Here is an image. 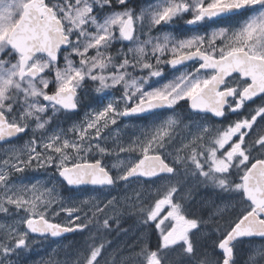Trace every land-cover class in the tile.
Here are the masks:
<instances>
[{
    "label": "snow or ice",
    "instance_id": "obj_1",
    "mask_svg": "<svg viewBox=\"0 0 264 264\" xmlns=\"http://www.w3.org/2000/svg\"><path fill=\"white\" fill-rule=\"evenodd\" d=\"M180 20L191 35H152ZM85 88L99 106L72 122ZM14 139L0 150V264L75 232L91 241L75 264H240L242 244L243 264H264V0H0V143ZM26 171L50 175L14 179ZM200 189L207 220L189 211ZM126 217L141 233L109 258Z\"/></svg>",
    "mask_w": 264,
    "mask_h": 264
},
{
    "label": "rangeland",
    "instance_id": "obj_2",
    "mask_svg": "<svg viewBox=\"0 0 264 264\" xmlns=\"http://www.w3.org/2000/svg\"><path fill=\"white\" fill-rule=\"evenodd\" d=\"M151 2H152V0H136L137 5H139L140 7H144V6H146L147 4H149ZM187 18H190V17H186V19ZM186 26L187 25L184 23V21L180 20V21L176 22L175 25L172 26V27H164L161 30V32L153 30L152 35H154V36L155 35H160V34H162V32H172L174 35H177V36L191 35L192 33L189 32L187 29H184V30L182 29V28H186ZM208 30L209 29H203V28L200 29V31H208ZM141 38L143 39L144 37H141ZM165 76L168 77V79L172 78L171 77V71H169V68L167 66L165 67ZM90 87L94 89L95 85H90ZM85 89H88V88H85ZM84 92L87 93V91H84ZM85 95H86L85 97L88 96V94H85ZM116 95L118 96L119 93H116ZM92 104H93V107H98L99 106V105H96L95 103H92ZM87 106L88 105L85 104L82 113H79V116H77V117H73L72 122H75V121L83 118L84 113L86 111H88V107ZM61 121H60V124L62 123ZM124 123L128 124V127L127 128H123V126H122V131L120 133V138L124 142H127L128 139L134 138V136L137 134V130L133 127V125L136 124L137 122L134 119H131V120H125ZM62 124H65V123H62ZM61 126L67 127V126H69V124L68 125H61ZM23 143L24 142L16 144L15 142H13V144H7L6 146L2 147L1 150L6 148V147H8L9 145H15V146L20 147V146L23 145ZM106 162L109 163V164H112V163H116L117 161L116 160H110V161H106ZM47 175H50V173L49 174H45L43 171H40V172L26 171L23 174H18V176H14V179L20 178V179H26V181H31V180H33L35 178L46 179ZM59 191H60L61 195L64 196L65 198L72 197L74 199L87 198L89 196L97 195V193L95 191H92V190L91 191H86V192L76 193L74 195L73 194H68V192H65L64 186H60L59 187ZM122 194H123L122 190H120V189H117L116 191L111 193V195H113V196H120ZM128 194L132 195L131 192H129ZM206 199H208V195L207 194H203L201 192L194 191V193H193V201H191V207L189 209L191 210L194 207L193 209L194 210H198V214L199 215H201V213H200L201 211L207 212L206 216L204 217L207 220L208 217L211 215V210H210V204L204 203V201ZM212 199H215V197H212ZM230 211H231V209H229L224 214L223 217H225L228 214H230L229 213ZM57 219H59V218H57ZM125 219H127V218H125ZM2 221H6V222H9V223L11 222V220L9 218H5L3 215H0V222H2ZM167 224H168V222L166 221L164 227H166ZM209 224H211V226ZM217 224L218 223H215V222H209L208 223L206 231L201 236V243L202 244L204 243L203 237L208 236V235H212V229L214 228L213 226L216 227ZM218 225H219V227H221L220 224H218ZM130 230H128V232H129L128 235L124 234L122 243L120 242L119 244H116L115 246H112V248L113 247H114V249L123 248V251L126 254L127 250H128V245L132 244L135 241L136 236L141 233V228H140V226H138L137 223L134 226V230L133 229L131 231ZM148 235H149V230H148ZM30 239H31V237H30ZM214 239H215V236L212 235V240H214ZM212 240L208 241V244H209L208 251L210 253L213 251V249L210 247V245L212 243ZM53 241H55V240H53ZM53 241L47 240V241H44L42 243H37V244L33 245L32 250L34 248H38V247L41 248V247L46 246V247H44V249L49 248L50 251H49V253H47L46 256H43V257L41 256L37 260H27L28 263H26V264H55L56 260H54V259L56 258V254H55L54 250L61 249L62 246H61V244L55 243ZM128 241L130 243H127ZM150 247L151 246H150V242H149V248ZM112 248L109 250V254H110L109 258H111V253L113 251ZM150 249H152V248H150ZM32 250L30 252H32ZM27 253L29 254V252H27ZM238 253H240V256L237 255V259H238V261H240V264H243L244 260L247 257V254H248V246L246 244L240 245ZM25 254L26 253L22 254L23 258L24 257L27 258V256ZM33 254H36V253H33ZM118 254L120 255V252H118ZM119 255H116L117 258L119 257ZM76 258H78V256H76ZM80 258H81V256H80ZM179 259H180V257L170 254V262H171V264H176V261L179 260ZM59 264H75V263H72V262H70V260L68 261V259H65L64 262L62 261Z\"/></svg>",
    "mask_w": 264,
    "mask_h": 264
},
{
    "label": "trees",
    "instance_id": "obj_3",
    "mask_svg": "<svg viewBox=\"0 0 264 264\" xmlns=\"http://www.w3.org/2000/svg\"><path fill=\"white\" fill-rule=\"evenodd\" d=\"M189 27L190 26H186V28H182V29L183 30L184 29H187L188 30ZM84 91H87L88 96L87 97H85L86 95L82 96L81 103H82L83 107L80 109V113H82L85 104L88 105L90 103L91 104L94 103L93 102V97L96 95V93L94 91L89 92V89H84ZM181 111L187 112V108L182 109ZM68 124H69L68 121H66L65 124H62L61 123V125H68ZM198 192H201V191H198ZM192 201H193V197H192ZM193 208L191 210L189 209V211L191 213H193L194 215L200 216V217H205L206 216L207 212L201 211L200 212L201 215H199L198 214V210H194ZM231 217H232V212H230L229 215L221 218L220 220H218L216 222L221 225V229L223 230L226 227V224H225L226 221H228ZM126 218L127 219H125V221L123 222V227L126 228V229H128V230H130V229L131 230L132 229L134 230V226L137 223L136 222V218L135 217H126ZM112 236L114 237V239H113ZM123 236H124L123 233H120L119 235H117L116 233L108 234L107 235V239L108 240L110 239L112 241V244H111V246L109 247L108 250H110L112 248V246H115L116 244H119L120 242L122 243ZM158 237H159L158 231L155 230V229H151L150 228L149 229V238H150L149 242H150V246H151L150 248H152L153 250L156 248V245L158 243ZM53 242L59 243L62 246L61 249L54 250V252L56 254V258L54 259V260H56L55 261V264H59L62 261L64 262L65 259H68V261L70 260V262H74L75 261L74 258H76L78 252L81 251V250H87V243H91V241L88 240V235H87L86 232L84 234L76 233V235H74L72 237L64 238V240H62V241H56L55 240ZM44 247H46V246H44ZM44 247L34 248L32 250V252H29V254L26 252L25 255L27 256V258L24 257V259H27V260H37L41 256L42 257L43 256H46L47 253H48L47 250H49V248L44 249ZM33 253H36V254H33ZM116 255H119L118 252L116 253ZM238 255L240 256V253H238Z\"/></svg>",
    "mask_w": 264,
    "mask_h": 264
},
{
    "label": "flooded vegetation",
    "instance_id": "obj_4",
    "mask_svg": "<svg viewBox=\"0 0 264 264\" xmlns=\"http://www.w3.org/2000/svg\"><path fill=\"white\" fill-rule=\"evenodd\" d=\"M257 101H258V98H257ZM250 104H251V102H249ZM257 105H252V107H256ZM236 118H238V117H236L235 115H233L232 116V119H236ZM62 123H65L66 122V120H62L61 121ZM258 123H259V118H258ZM254 128H255V126H254ZM27 139V137H25L24 138V140H26ZM24 140H20V139H16V140H14L13 142H15L16 144H18V143H21V142H24ZM10 144H13V143H10ZM7 144H3V145H1L0 146V150H1V148L2 147H4V146H6ZM65 187V186H64ZM92 189L91 188H87L86 190H83V191H80V190H74V191H70V192H68V194H76V193H80V192H86V191H91ZM93 191V190H92ZM198 191H201L203 194H207L206 192H205V190H203V189H200V190H198ZM230 212H232V211H230ZM229 212V213H230ZM229 215V214H228ZM76 233H79V232H76ZM76 235V234H75ZM72 237V236H71ZM37 239H39V238H37ZM50 240V239H49ZM52 240V239H51ZM50 240V241H51ZM112 249H114V247L112 248ZM137 251L139 250V249H136ZM48 251V253H49V251H50V249L49 250H47ZM108 252H109V250H108ZM82 254H86V250H81V251H79L78 252V254H77V256H78V258H74L75 259V261L74 262H72V263H75L79 258H80V256H82ZM19 261H20V264H26V263H28V261H27V259H24L23 258V256L21 255L20 257H19Z\"/></svg>",
    "mask_w": 264,
    "mask_h": 264
},
{
    "label": "water",
    "instance_id": "obj_5",
    "mask_svg": "<svg viewBox=\"0 0 264 264\" xmlns=\"http://www.w3.org/2000/svg\"><path fill=\"white\" fill-rule=\"evenodd\" d=\"M183 69V68H182ZM125 120H130V118H126ZM15 140V139H14ZM10 142H13V140L12 141H9V142H5V143H10ZM1 144H4V143H0V146H1ZM76 233V232H75ZM75 233H69V234H66L64 237H67V236H72V235H74ZM64 237H62V238H58L57 240H60V239H64Z\"/></svg>",
    "mask_w": 264,
    "mask_h": 264
},
{
    "label": "bare ground",
    "instance_id": "obj_6",
    "mask_svg": "<svg viewBox=\"0 0 264 264\" xmlns=\"http://www.w3.org/2000/svg\"><path fill=\"white\" fill-rule=\"evenodd\" d=\"M222 221V220H221ZM217 223V222H216ZM226 224V223H225ZM210 226H211V224H209ZM213 226V225H212ZM217 226V225H216ZM226 226H227V224H226ZM213 227H215V226H213ZM221 228V227H220ZM113 237V236H112ZM113 239H114V237H113ZM112 239V240H113ZM131 239V238H130ZM110 240V239H109ZM133 240V239H132ZM111 241V240H110ZM133 242V241H132ZM127 243H130L129 241L127 242ZM125 246V245H124Z\"/></svg>",
    "mask_w": 264,
    "mask_h": 264
}]
</instances>
